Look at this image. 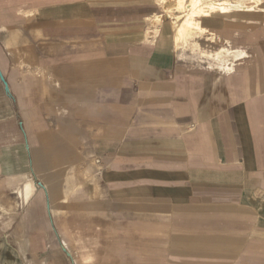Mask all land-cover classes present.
<instances>
[{
    "label": "crops",
    "instance_id": "crops-1",
    "mask_svg": "<svg viewBox=\"0 0 264 264\" xmlns=\"http://www.w3.org/2000/svg\"><path fill=\"white\" fill-rule=\"evenodd\" d=\"M244 3L178 44L161 0H0V264H264Z\"/></svg>",
    "mask_w": 264,
    "mask_h": 264
},
{
    "label": "bare ground",
    "instance_id": "bare-ground-1",
    "mask_svg": "<svg viewBox=\"0 0 264 264\" xmlns=\"http://www.w3.org/2000/svg\"><path fill=\"white\" fill-rule=\"evenodd\" d=\"M164 11L167 14L172 12L181 11L185 15L178 16L179 18L184 17L182 24L178 30L177 43L179 44L183 40L187 39L189 35L195 33H205L207 30L203 28L200 22V18L204 15H210L214 12H228L232 9L246 8V0H161ZM260 1V0H252ZM163 15H156L153 22L160 23L163 19ZM153 23V24H154ZM158 31V30H157ZM214 39V38H213ZM234 55L228 48H222L211 56L216 60H221L225 56ZM242 55V54H241ZM240 55V56H241ZM225 70L229 68H224Z\"/></svg>",
    "mask_w": 264,
    "mask_h": 264
},
{
    "label": "rangeland",
    "instance_id": "rangeland-1",
    "mask_svg": "<svg viewBox=\"0 0 264 264\" xmlns=\"http://www.w3.org/2000/svg\"><path fill=\"white\" fill-rule=\"evenodd\" d=\"M176 11V10H175ZM181 12V11H178ZM182 15H185L184 13L181 12ZM170 16H173V12L171 14H169ZM182 20V19H181ZM159 23V22H158ZM155 24V23H154Z\"/></svg>",
    "mask_w": 264,
    "mask_h": 264
}]
</instances>
